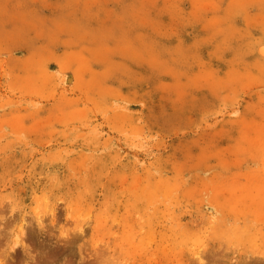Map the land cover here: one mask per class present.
Here are the masks:
<instances>
[{"label": "rangeland", "instance_id": "1", "mask_svg": "<svg viewBox=\"0 0 264 264\" xmlns=\"http://www.w3.org/2000/svg\"><path fill=\"white\" fill-rule=\"evenodd\" d=\"M261 46L264 0H0L6 264H264Z\"/></svg>", "mask_w": 264, "mask_h": 264}, {"label": "clouds", "instance_id": "2", "mask_svg": "<svg viewBox=\"0 0 264 264\" xmlns=\"http://www.w3.org/2000/svg\"><path fill=\"white\" fill-rule=\"evenodd\" d=\"M6 202H7V201H6ZM11 250H14V249L8 247L7 251H11ZM4 255H6V252L3 251V250H0V264H6V261H5V259L3 258Z\"/></svg>", "mask_w": 264, "mask_h": 264}, {"label": "bare ground", "instance_id": "3", "mask_svg": "<svg viewBox=\"0 0 264 264\" xmlns=\"http://www.w3.org/2000/svg\"><path fill=\"white\" fill-rule=\"evenodd\" d=\"M259 54L264 58V46H261V48L259 49Z\"/></svg>", "mask_w": 264, "mask_h": 264}]
</instances>
